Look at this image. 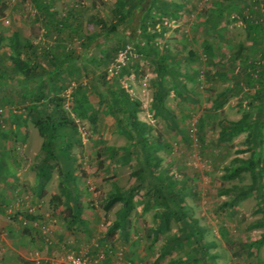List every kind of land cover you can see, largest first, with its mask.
<instances>
[{
    "label": "rangeland",
    "instance_id": "rangeland-1",
    "mask_svg": "<svg viewBox=\"0 0 264 264\" xmlns=\"http://www.w3.org/2000/svg\"><path fill=\"white\" fill-rule=\"evenodd\" d=\"M48 1L58 17L68 15L72 6L81 21V33L72 39L56 38L41 25L31 0H0V71L12 72L9 54L15 34L21 43L31 41L38 63L45 67L53 58L63 60L71 55L75 59L67 63L69 68L62 81L66 88L58 92L66 98L65 109L77 86L83 87L95 104L104 88L101 74L105 72L111 84L123 71L119 85L139 101L138 118L152 127L149 138L165 146L157 151L159 166L168 168L169 177L186 188L183 205L189 220L195 221L201 232L210 263L264 264V242L258 243L264 224L262 214L254 212V196L237 200L232 208L222 205L231 199L228 189L250 184L245 172L233 179L223 177L224 167L233 158L248 157L249 153H237L246 132L230 138L220 134L222 121L252 118L258 110L264 114V101L252 98L260 87L257 74L264 53V1L233 0L226 4L224 0H167L183 5L180 18L166 17L155 26L163 30L156 40L157 51L167 53L169 64L184 73V94L170 90L165 99V106L174 115L175 128L150 111L155 74L154 65L141 57L136 47V39H140L139 8L118 36L101 44L108 52L121 40H132L126 44L131 54L117 66L115 59L123 47L106 64L101 63L104 54L94 42L85 57L82 48L86 35L98 31L95 19L111 18L116 0ZM118 2L123 4L124 0ZM205 39L213 46L216 64L208 63L202 53ZM190 51L195 58L188 56ZM253 69L254 81L248 86L246 73H254ZM224 72L226 76L220 77L219 73ZM236 80L241 90L230 94L221 108L212 110L216 95L231 91ZM23 90L15 79L0 87V264H165L170 259L185 258L195 249L188 243L156 261L162 241L176 235L179 225L171 222L161 240L150 246L155 209L145 210L141 193L134 195L136 205L128 216L129 237L121 238L118 231L105 235L120 208L116 205L104 212L108 195L115 188L134 185L135 178L128 166L109 164L104 154H97L106 147L129 143L118 133L112 115L104 111L96 126L73 116L80 139V145L72 149L76 159L74 176L84 222L66 227L63 207L55 208L50 202L53 195L59 194L57 170L41 194L35 190L32 165L42 140L26 114L28 102ZM199 119L204 125L202 143L198 139ZM182 135L188 136L187 142L181 140ZM260 136L264 157V128ZM23 213L34 215L36 220L25 219Z\"/></svg>",
    "mask_w": 264,
    "mask_h": 264
},
{
    "label": "trees",
    "instance_id": "trees-1",
    "mask_svg": "<svg viewBox=\"0 0 264 264\" xmlns=\"http://www.w3.org/2000/svg\"><path fill=\"white\" fill-rule=\"evenodd\" d=\"M36 9V17L46 32L56 38L64 40L72 39L81 33V21L72 6L68 8L69 14L58 17L51 9L48 0H31ZM226 4H232L233 0H224ZM264 1V0H263ZM139 8L141 20L139 23L140 39H136L137 50L141 57L150 60L154 65L155 81L150 103V111L153 116L163 118L167 124L175 128L174 115L165 106V99L170 90L178 95L184 94V73L179 68L169 64L170 59L165 52H158L156 40L162 35L163 30H157L156 24L166 17L180 18L183 9L182 4L167 0H124L123 4L114 1L111 10V18L104 20L97 17L95 20L98 31L86 35V43L82 44L84 57L87 55L91 43H95L99 53L104 54L101 63L106 64L113 55L132 41L121 40L117 46L104 51L101 46L112 36H118L121 28L130 22ZM154 13V14H153ZM62 38V39H63ZM202 53L206 61L214 64L213 46L208 40L202 42ZM193 59L195 55L189 52ZM71 55L63 60L53 58L49 60V66L38 63L39 57L30 40L21 43L19 36L14 35L11 43L9 61L12 72L0 71V87L8 80H17L23 87L24 99L28 102L25 106L26 114L31 118L34 127L41 137V145L36 161L32 167L35 172V190L41 194L45 185L52 177L54 170L58 172L59 194L53 195L50 202L54 207H63V219L68 228L82 225V204L78 197V188L75 181L74 170L76 159L72 149L80 145L78 138V120H86L91 126H96L101 112L112 115L118 133L122 134L129 143L121 147H106L97 154L108 159L109 164L128 166L131 175L135 178L134 185L127 189L115 188L108 195L103 205L104 212H109L114 206L120 205L116 212V219L110 224L105 235L118 231L123 239L129 237L128 216L135 207L134 195L141 193L142 205L145 210L155 209V226L152 229L151 245L158 243L162 235L166 233L171 222L179 225L176 235L164 239L158 248L156 261L169 255L173 250L185 244L195 245L187 253L185 258L170 259L165 264H211V256L207 253V245L202 239L195 221L189 220L182 196L186 188L168 175V168L159 166L157 151L165 147L158 139H150L151 125L138 118L140 103L130 97L127 91L119 85V77L108 83L106 74L100 76L103 82V90L98 93V101L93 104L83 87L77 86L70 93L69 108L65 109L66 98L60 93L66 88L62 82L63 76L68 71V62ZM75 59V58H73ZM216 64V63H215ZM254 70V69H253ZM251 73V74H250ZM253 72L246 73V85L251 86L254 78ZM17 74V75H16ZM260 87L252 98L264 101V53L262 54V67L258 72ZM256 75V76H257ZM226 76V73H219ZM29 88V89H28ZM241 90V83L236 80L231 91L227 89L218 93L212 102L211 109L221 108L230 94H236ZM262 110H258L252 118L245 116L237 121H222L220 123L221 137L230 138L232 134L246 132V137L240 143L237 153H249L247 158L235 157L229 165L224 167L223 177L233 179L240 177L243 172L248 173L250 184L238 189H228L231 199L223 202V207L232 208L237 200L244 199L250 194L256 199L254 212L262 214L264 224V157L260 150L261 130L264 128V116ZM74 116V117H73ZM204 129L203 119L198 120V139L202 143ZM181 140L187 142L188 136L182 135ZM99 161V165H101ZM25 219L35 221L36 217L29 213H23ZM25 232H28L25 230ZM264 242V234L258 240Z\"/></svg>",
    "mask_w": 264,
    "mask_h": 264
},
{
    "label": "built area",
    "instance_id": "built-area-1",
    "mask_svg": "<svg viewBox=\"0 0 264 264\" xmlns=\"http://www.w3.org/2000/svg\"><path fill=\"white\" fill-rule=\"evenodd\" d=\"M131 54V49L128 45H126L123 49H121L118 54L117 58L115 59V62L117 66L124 62V60L127 58V56Z\"/></svg>",
    "mask_w": 264,
    "mask_h": 264
}]
</instances>
